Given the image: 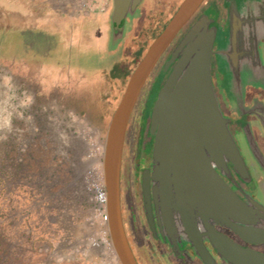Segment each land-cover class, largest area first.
Here are the masks:
<instances>
[{"label":"rangeland","instance_id":"rangeland-1","mask_svg":"<svg viewBox=\"0 0 264 264\" xmlns=\"http://www.w3.org/2000/svg\"><path fill=\"white\" fill-rule=\"evenodd\" d=\"M227 3L245 13L244 5L252 0ZM142 6L152 12L149 21L144 16L143 23L129 22L124 39L112 50L108 0H0V56L9 57H0V228L9 244L8 264H120L100 200L104 137L112 114L100 127L89 111L79 113L67 100H74L81 86L82 101L99 103L101 112L106 101L117 98L114 92L127 82L156 35L163 18L159 13L166 12L159 4L153 9L156 3L150 0ZM85 14L95 18L80 26L77 18ZM30 25L49 37L34 40L33 52ZM226 35L218 33L217 49L225 46ZM66 59L74 71L61 66ZM223 65L218 56V68L228 75ZM44 87L53 92L38 99ZM230 89L225 97L242 110ZM156 91L157 85L150 86L142 105L139 134ZM240 135L236 138L245 154ZM142 151L147 153V146Z\"/></svg>","mask_w":264,"mask_h":264},{"label":"water","instance_id":"water-1","mask_svg":"<svg viewBox=\"0 0 264 264\" xmlns=\"http://www.w3.org/2000/svg\"><path fill=\"white\" fill-rule=\"evenodd\" d=\"M203 1L182 0L129 76L107 124L102 155L104 211L109 241L120 264H137L126 238L120 207L123 145L131 112L157 59ZM254 1L259 0L252 3ZM139 2L112 0L109 16L112 50L123 37L122 21L134 13ZM248 4L244 5V13L225 0L228 19L225 26H216L213 18L200 14L175 47L171 61L176 62L157 94L150 115L148 130L154 136L152 168L143 172L142 180L144 206L151 228L150 191L155 209H160L163 216L178 214L189 239L194 241L200 235L197 225L201 222L208 240L232 264H264V254L236 245L214 231L212 224L230 227L243 238L253 234L264 239V231L253 233L248 227L233 223H247L249 207L217 169L228 174L227 161L241 177L246 169L228 130V119L219 107L211 78V59L218 33L226 31V44L220 48L221 52L231 63H237L236 43ZM262 8L263 4L254 5L252 14H260ZM203 260L210 264L209 260Z\"/></svg>","mask_w":264,"mask_h":264},{"label":"flooded vegetation","instance_id":"flooded-vegetation-1","mask_svg":"<svg viewBox=\"0 0 264 264\" xmlns=\"http://www.w3.org/2000/svg\"><path fill=\"white\" fill-rule=\"evenodd\" d=\"M108 1L112 6V0ZM260 1L261 3H259ZM143 2L144 0H140L134 13L122 21L124 34L119 44L128 31L129 22L136 25L143 23L144 16H147L146 20L148 21L152 16V12H149L146 6H142ZM150 2L156 3L153 9H156L158 4L163 5L162 8L166 9V12L159 13V15L162 14L163 18L157 26L159 30L156 28L155 33L158 35L176 12L182 0H150ZM258 4H263V8L260 9L261 13L253 15L254 5ZM247 7L249 9L243 15L245 18L242 31L238 34L236 43L237 63H231L229 58L221 52V49H217V46L214 45V53L211 59V78L220 110L223 116L228 119V130L243 160L246 173L243 177L239 176L229 161L226 163L228 174H224L218 169L217 171L239 199L249 207V215L246 218L248 222L233 221V223L248 227L253 233H257L264 231V1H254ZM110 12L108 16H110ZM200 14H207L213 18L216 26H225L228 23L225 0H204L198 6L193 15L164 49L148 74L134 104L127 127L120 172V207L126 238L137 264H205L203 259L209 260L210 264H232L208 240L206 229H204L201 222L197 225L200 235L198 234L196 240L193 241L182 229L178 214L173 212L172 215L165 214L163 216L164 214L160 209H155L151 191V221L153 228L150 226L144 206L143 172L145 170L151 171L154 143V136L148 130L150 115L157 94L176 62V60L171 61L172 52ZM93 18L95 17L85 14L79 16L77 21L81 24L80 26H83ZM27 27L31 31H38L37 27H32V25ZM43 32L47 33L46 31ZM155 36L149 39V46L156 38ZM22 37L24 38V36ZM48 38L33 36L30 43L33 46L28 44L32 47V52L35 49L34 40L37 44L39 40H48ZM24 43L27 44V40L26 42L22 41L19 47L22 52L26 49ZM10 49H12L11 45ZM218 56L224 60L223 66L229 71L228 75L218 68ZM61 66L71 68L74 71V67L67 59ZM79 69L81 68H76L77 71ZM84 74L86 75L85 72ZM254 78L257 83L251 84ZM154 85H157V91L151 102L148 115L144 118V129L139 134L140 125H142L141 119L143 118L142 105L148 95L147 93H149L150 86ZM229 88H231L230 93L234 97L232 99H235L237 105L240 106L241 104L243 106L242 110L238 109L237 106L233 107L225 97ZM135 127H138V138H135L136 144L132 145L131 136L133 130L136 129ZM143 134L150 137L149 142L144 140ZM238 135L243 137L245 154L242 153L237 141L236 137ZM144 146L148 148L147 153L142 151ZM149 185L151 189L153 185L151 180ZM212 226L214 231L225 236L236 245L264 254V239L257 237V235L250 234L243 238L230 227L217 223H213Z\"/></svg>","mask_w":264,"mask_h":264},{"label":"trees","instance_id":"trees-1","mask_svg":"<svg viewBox=\"0 0 264 264\" xmlns=\"http://www.w3.org/2000/svg\"><path fill=\"white\" fill-rule=\"evenodd\" d=\"M28 32H30V31H28ZM0 57L3 60H8V58H3L2 55ZM2 63H3V61H2ZM18 63L19 62L17 61L16 64H18ZM13 66L14 67H20L19 65H13ZM125 84L126 83H124V85H122L123 88L121 86L119 88V90H117L116 93L114 92V95L117 96V98L114 97L115 99L105 102V104L106 105L108 104V106H107L106 110L103 111V112H101L99 110V108H98V106H100L99 103L93 101V103H91V102L89 103L88 102L89 104H85L84 101H82V99L79 97L80 94H78V92L80 90H82V86L77 89L78 92H76L75 95H74L76 98L74 100L68 99L67 103H68V105H76V106H78L79 113H84L86 111H89L91 113V115L93 116V121L95 122V124H97L98 126L101 127L104 124L105 121L106 122L108 121L109 116L112 114L113 109H114L117 101H119V99L121 97V93L124 90ZM52 92H53V89H48V88L44 87L43 89L39 90L38 99H40V97L42 95H47V94H50ZM74 92H75V90H74ZM112 102H116V103L112 104ZM111 107H112V110L110 109ZM106 114H107V116H106ZM8 247H9V244H8V241H6L4 229L0 228V264H8V262H7L8 256H6V254L8 253V250H9Z\"/></svg>","mask_w":264,"mask_h":264},{"label":"crops","instance_id":"crops-1","mask_svg":"<svg viewBox=\"0 0 264 264\" xmlns=\"http://www.w3.org/2000/svg\"><path fill=\"white\" fill-rule=\"evenodd\" d=\"M26 24H27V21H25V24H24V25L26 26ZM25 26H23L22 29H24ZM37 30H38V31H31V30L28 29V31H30V32H34L33 36L36 35V36H38V37H43V36H44V37H48V36L46 35L47 33H44L43 30L40 31V30H41L40 28H37ZM22 31H25V29L22 30Z\"/></svg>","mask_w":264,"mask_h":264},{"label":"built area","instance_id":"built-area-1","mask_svg":"<svg viewBox=\"0 0 264 264\" xmlns=\"http://www.w3.org/2000/svg\"><path fill=\"white\" fill-rule=\"evenodd\" d=\"M100 200H101L102 202H104V200H105V198H104V192H103V193H100Z\"/></svg>","mask_w":264,"mask_h":264}]
</instances>
